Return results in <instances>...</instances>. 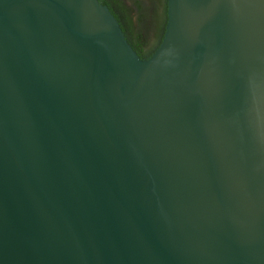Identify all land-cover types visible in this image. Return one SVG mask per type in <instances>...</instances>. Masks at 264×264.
<instances>
[{
	"label": "water",
	"instance_id": "1",
	"mask_svg": "<svg viewBox=\"0 0 264 264\" xmlns=\"http://www.w3.org/2000/svg\"><path fill=\"white\" fill-rule=\"evenodd\" d=\"M0 264H264V0H0Z\"/></svg>",
	"mask_w": 264,
	"mask_h": 264
},
{
	"label": "trees",
	"instance_id": "2",
	"mask_svg": "<svg viewBox=\"0 0 264 264\" xmlns=\"http://www.w3.org/2000/svg\"><path fill=\"white\" fill-rule=\"evenodd\" d=\"M100 1L110 8L141 58L159 48L168 21V0Z\"/></svg>",
	"mask_w": 264,
	"mask_h": 264
},
{
	"label": "flooded vegetation",
	"instance_id": "3",
	"mask_svg": "<svg viewBox=\"0 0 264 264\" xmlns=\"http://www.w3.org/2000/svg\"><path fill=\"white\" fill-rule=\"evenodd\" d=\"M139 54V53H138ZM152 55V53L151 54H149V55H143V57L142 58H149L150 56ZM141 56V55H140ZM149 56V57H148Z\"/></svg>",
	"mask_w": 264,
	"mask_h": 264
}]
</instances>
